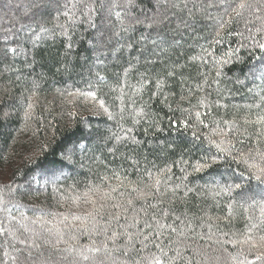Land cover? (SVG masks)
<instances>
[{"label": "trees", "instance_id": "trees-1", "mask_svg": "<svg viewBox=\"0 0 264 264\" xmlns=\"http://www.w3.org/2000/svg\"><path fill=\"white\" fill-rule=\"evenodd\" d=\"M17 1L18 20L0 18V264H78L56 230L67 232L64 216L79 224L71 217L84 215L85 199L112 188L122 202L154 193L135 208L168 211L161 222L176 228L164 235L169 255L180 252L175 264H233L228 253L241 246L224 241L264 204L249 178L264 168V125L252 123L264 115V27L253 8L236 16L218 0ZM89 91L107 112L80 95ZM124 243L89 255L132 264L147 254L126 257Z\"/></svg>", "mask_w": 264, "mask_h": 264}, {"label": "snow or ice", "instance_id": "snow-or-ice-1", "mask_svg": "<svg viewBox=\"0 0 264 264\" xmlns=\"http://www.w3.org/2000/svg\"><path fill=\"white\" fill-rule=\"evenodd\" d=\"M219 6L223 7V10L226 14L231 15L234 13L236 16L241 15V10L254 8L257 12L261 13V16H257V19H261L264 16V7H256L255 5L248 3L247 0H240L235 7L232 6L231 0H218ZM213 5H209L211 7ZM231 9V13H229ZM68 15L67 12L64 13ZM119 15V13H117ZM139 22V21H138ZM228 21L221 23V28L224 27V24ZM264 29H258L261 31ZM250 31V29H249ZM261 49H264V43H258L257 45ZM102 79V78H101ZM85 98H91L93 101L98 103L99 108L103 109L105 112L108 111L105 106V101L103 99H98L95 92L89 91L85 93H80ZM32 105L29 104V108ZM197 119H199V113L196 114ZM258 125H264V115H258L257 119L252 122ZM219 148V145H217ZM221 151L225 149L220 148ZM215 160L213 159V163ZM208 163H197L194 166L195 171H201L205 168H209ZM250 167L255 168V165ZM250 179L254 178L257 181V187L261 193L262 199H264V168H258L256 172L250 173ZM159 180L156 181L158 185ZM236 188H241L242 185H234ZM231 187L225 188L224 191H231ZM116 189L112 188L110 191L102 193L98 199L87 198L85 203L90 207L84 210V215H72L71 219L73 221H79V224L73 225L67 223L68 216H64L61 224H63L64 229H67V232L57 229L56 230V243L61 242L69 244L68 248L65 251L70 253H75L76 257L81 258L83 261H87L88 264H107L106 257H96L95 255L90 256L89 253H107L111 256L113 251H119L121 246L118 244V241L123 238L125 243L123 245V255L129 256L132 252L141 254L146 252V255H140V259L134 260L132 264H175L176 260L180 257V252L177 251L175 256H170V248L164 243L165 230H170L171 232H176V228L172 225L162 223L161 219L169 215L168 211L158 207V204H150L145 207L141 204L139 209L135 208L136 201H144L150 196H153L152 191L140 190L138 195L133 199L131 196L125 201L117 200L112 196V193ZM133 192L137 191L136 188L132 189ZM87 196V194H85ZM162 203V201L160 202ZM256 204V201H253ZM252 205H249L251 207ZM152 209L151 223L148 219L143 220V225H141V220L138 219L141 213L145 216L148 215L149 210ZM248 209L245 208V212ZM259 217H249V223L245 226V231L240 234L238 239L231 241H224V243H232L233 245H240L241 251L233 255L228 253L233 261V264H254L253 260L248 259V254L252 253L255 258V262L259 264H264V204H259ZM156 212L161 213V217L157 218ZM129 213H132L129 216ZM123 219V223L121 220ZM176 219H179L177 217ZM33 223H40L43 226L44 220L43 217H37ZM115 225V226H114ZM28 231L29 229H25ZM44 232L51 233V228H44ZM134 230V231H133ZM3 230H0L2 232ZM259 232L260 235H256ZM37 237L40 236V233H36ZM68 236V240L64 239V236ZM80 235H87L89 237L90 243L87 245L77 246L76 242ZM103 237L102 239H97ZM71 241V243H69ZM47 243L48 241L45 240ZM109 242L113 247H109ZM23 243V241H21ZM168 243H172L171 240ZM32 244L35 247H39L38 244H35V241H32ZM137 244L141 247H137ZM225 253L228 252L227 248H224ZM7 255V253H6ZM113 264L115 262L113 261ZM123 264V262H121Z\"/></svg>", "mask_w": 264, "mask_h": 264}, {"label": "rangeland", "instance_id": "rangeland-1", "mask_svg": "<svg viewBox=\"0 0 264 264\" xmlns=\"http://www.w3.org/2000/svg\"><path fill=\"white\" fill-rule=\"evenodd\" d=\"M215 1V0H214ZM251 2H253V3H255V6L256 7H264V0H250ZM43 2V1H42ZM216 2L217 1H215L214 2V4H216ZM0 3L1 4H4V3H6V8H1L2 9V13L0 14V18H2V16H4V18L5 19H7V18H9V19H12V20H14V18L15 17H17V20H18V15H17V12H20V11H18V9H20L21 8V6H22V3H20V2H18L17 0H0ZM35 3V2H34ZM48 0H46V4L48 5ZM0 4V5H1ZM30 4L32 5L33 3H31L30 2ZM217 4H218V2H217ZM219 5V4H218ZM5 6V5H4ZM23 9V8H22ZM252 20L254 19V18H256L257 16H261V13H259V12H257L256 11V9H255V7L252 9ZM16 15V16H15ZM29 19H31V16H29V13H26V15H24V18H23V22L24 23H26V21H28ZM257 19V18H256ZM261 20V28L262 27H264V16H262V18L260 19ZM17 23H19V21H17ZM5 25V22L2 24V25H0V26H4ZM26 27V25L25 26H23V28H25ZM22 28V29H23ZM21 29V28H20ZM19 29V30H20ZM18 30V31H19ZM11 34V33H10ZM7 37L6 38H8V39H10V37L8 36V35H6ZM57 177H55L54 179H56ZM6 233L8 232L9 233V231H11V229H12V227H13V225H14V223L13 222H11L10 220H6ZM22 229H23V234H25L24 235V237H29V236H31V235H33L32 234V232L30 231V230H28V231H26L25 229H27V228H25V227H22ZM15 233H16V231H15ZM17 235H18V233H16ZM20 240H22L23 242H26L25 240H23L22 238H20ZM15 242H19L20 243V241H15ZM29 245H31L32 246V244L31 243H29ZM69 255L70 256H73V257H76V255L74 254V252L73 253H69ZM91 256V255H90ZM76 259H78V262L79 263H81V264H88V263H84V261L81 259V258H78V257H76ZM76 261V260H75ZM108 261V260H107ZM78 263V264H79ZM25 264H35V263H31V262H28V263H25ZM74 264H77V263H74Z\"/></svg>", "mask_w": 264, "mask_h": 264}]
</instances>
